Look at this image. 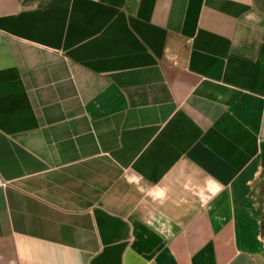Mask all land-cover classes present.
<instances>
[{
	"label": "crops",
	"instance_id": "1",
	"mask_svg": "<svg viewBox=\"0 0 264 264\" xmlns=\"http://www.w3.org/2000/svg\"><path fill=\"white\" fill-rule=\"evenodd\" d=\"M264 0H0V264H264Z\"/></svg>",
	"mask_w": 264,
	"mask_h": 264
},
{
	"label": "trees",
	"instance_id": "2",
	"mask_svg": "<svg viewBox=\"0 0 264 264\" xmlns=\"http://www.w3.org/2000/svg\"><path fill=\"white\" fill-rule=\"evenodd\" d=\"M261 230H262V237L264 239V213H263V216H262Z\"/></svg>",
	"mask_w": 264,
	"mask_h": 264
}]
</instances>
